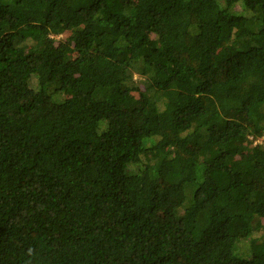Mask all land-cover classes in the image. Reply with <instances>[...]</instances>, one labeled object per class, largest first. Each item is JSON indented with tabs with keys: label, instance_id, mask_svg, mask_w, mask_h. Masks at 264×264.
Instances as JSON below:
<instances>
[{
	"label": "trees",
	"instance_id": "1",
	"mask_svg": "<svg viewBox=\"0 0 264 264\" xmlns=\"http://www.w3.org/2000/svg\"><path fill=\"white\" fill-rule=\"evenodd\" d=\"M263 138L264 0H0V264H264Z\"/></svg>",
	"mask_w": 264,
	"mask_h": 264
},
{
	"label": "rangeland",
	"instance_id": "2",
	"mask_svg": "<svg viewBox=\"0 0 264 264\" xmlns=\"http://www.w3.org/2000/svg\"><path fill=\"white\" fill-rule=\"evenodd\" d=\"M69 38V34H67V33H65V35H62V36H56L55 37V40L57 41V42H60V41H65V40H67ZM26 43H28V47H32V43L30 42V40H28ZM140 76L139 75H135V81H138V80H140ZM143 81H144V79L145 78H141ZM132 96H133V98L135 99V101H138L139 100V98H140V96H139V94L138 93H136V92H133L132 94H131ZM47 106H52L51 104H47ZM263 141H264V138H263Z\"/></svg>",
	"mask_w": 264,
	"mask_h": 264
},
{
	"label": "clouds",
	"instance_id": "3",
	"mask_svg": "<svg viewBox=\"0 0 264 264\" xmlns=\"http://www.w3.org/2000/svg\"><path fill=\"white\" fill-rule=\"evenodd\" d=\"M67 34H70L69 32H67Z\"/></svg>",
	"mask_w": 264,
	"mask_h": 264
}]
</instances>
